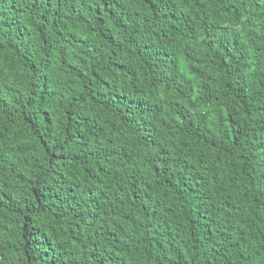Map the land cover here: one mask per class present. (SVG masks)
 Returning <instances> with one entry per match:
<instances>
[{
	"label": "trees",
	"instance_id": "obj_1",
	"mask_svg": "<svg viewBox=\"0 0 264 264\" xmlns=\"http://www.w3.org/2000/svg\"><path fill=\"white\" fill-rule=\"evenodd\" d=\"M0 264H264V0H0Z\"/></svg>",
	"mask_w": 264,
	"mask_h": 264
}]
</instances>
